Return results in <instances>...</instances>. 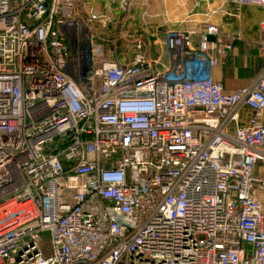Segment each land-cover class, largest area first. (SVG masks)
I'll use <instances>...</instances> for the list:
<instances>
[{
    "label": "built area",
    "instance_id": "1",
    "mask_svg": "<svg viewBox=\"0 0 264 264\" xmlns=\"http://www.w3.org/2000/svg\"><path fill=\"white\" fill-rule=\"evenodd\" d=\"M92 1L0 0V264H264V67L226 91L214 25L103 58L138 0Z\"/></svg>",
    "mask_w": 264,
    "mask_h": 264
},
{
    "label": "crops",
    "instance_id": "2",
    "mask_svg": "<svg viewBox=\"0 0 264 264\" xmlns=\"http://www.w3.org/2000/svg\"><path fill=\"white\" fill-rule=\"evenodd\" d=\"M82 12L88 10L86 3L92 0H80ZM119 0H115L116 4ZM105 2H98L96 9L103 10ZM140 9V19L136 18V10ZM134 27L144 31L142 35L148 43L156 44L162 40L167 31H191L194 32L193 41L198 45L199 33L208 25L217 26L223 33V43L229 44L231 37L238 34L239 38L232 42V50L226 52L228 62L233 66L226 70L233 73L231 84L226 80L222 69H216V78L223 84L226 91L233 92L247 85L245 76H239L245 69L252 70L257 58H264L260 50V23L264 19V11L252 7H237L234 5H223L219 0H138L135 3ZM159 28L158 38L150 37L153 29ZM151 31V32H150ZM138 32V31H136ZM153 40V42H151ZM163 45V44H162ZM164 60L165 48L162 46ZM223 57V58H224ZM264 65L259 68L257 74ZM264 201V194L262 195Z\"/></svg>",
    "mask_w": 264,
    "mask_h": 264
},
{
    "label": "rangeland",
    "instance_id": "3",
    "mask_svg": "<svg viewBox=\"0 0 264 264\" xmlns=\"http://www.w3.org/2000/svg\"><path fill=\"white\" fill-rule=\"evenodd\" d=\"M138 31V32H136ZM144 31L140 30L139 27H134V22L132 20H129L128 23L125 25H113L110 26L106 30L99 31V37L95 40V45L100 47L101 54L100 56L103 58H111V59H127L130 60L135 52V39L136 36L142 35ZM156 39V38H155ZM153 42V40H151ZM162 40L157 41L156 44L148 43V47L146 49V52L151 57H160L162 55ZM226 44V43H225ZM233 47V45H232ZM164 62L167 64L169 63V57L167 52L164 54ZM222 64L221 69L226 75V80L228 79V83L231 84L232 81H230L233 76L232 72H229L226 70L229 67H232L233 63L228 62L226 57H222ZM256 62L253 65V69H245L243 73H239V76H245L246 82L250 83L254 81L257 77V71L259 68H261L264 65V58L260 57L255 60ZM46 239L47 236H44Z\"/></svg>",
    "mask_w": 264,
    "mask_h": 264
},
{
    "label": "water",
    "instance_id": "4",
    "mask_svg": "<svg viewBox=\"0 0 264 264\" xmlns=\"http://www.w3.org/2000/svg\"><path fill=\"white\" fill-rule=\"evenodd\" d=\"M140 14H141V10H140V9H137V10H136V18H137V19H140ZM210 40L213 41V40H214V37L211 36V37H210Z\"/></svg>",
    "mask_w": 264,
    "mask_h": 264
}]
</instances>
